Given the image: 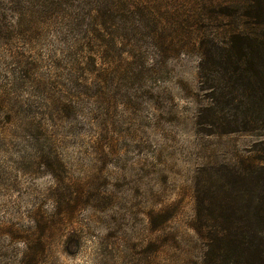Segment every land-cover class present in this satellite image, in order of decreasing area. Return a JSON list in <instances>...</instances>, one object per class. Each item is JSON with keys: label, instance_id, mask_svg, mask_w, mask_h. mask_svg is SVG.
<instances>
[{"label": "rangeland", "instance_id": "obj_1", "mask_svg": "<svg viewBox=\"0 0 264 264\" xmlns=\"http://www.w3.org/2000/svg\"><path fill=\"white\" fill-rule=\"evenodd\" d=\"M138 2L82 71L74 3L0 0V264H200L195 182L259 137L201 131L197 38L240 21L208 11L229 0Z\"/></svg>", "mask_w": 264, "mask_h": 264}, {"label": "trees", "instance_id": "obj_2", "mask_svg": "<svg viewBox=\"0 0 264 264\" xmlns=\"http://www.w3.org/2000/svg\"><path fill=\"white\" fill-rule=\"evenodd\" d=\"M70 2L67 35L79 37L73 49L75 57L81 54L75 62L82 71L95 67L109 49L117 16H132L135 23L141 14L138 0ZM208 11L240 23H225L221 38H197L206 95L197 114L201 131L257 132L259 138L251 155L197 178L192 228L200 264H264V0H229Z\"/></svg>", "mask_w": 264, "mask_h": 264}]
</instances>
